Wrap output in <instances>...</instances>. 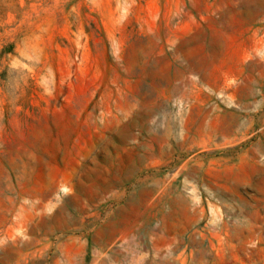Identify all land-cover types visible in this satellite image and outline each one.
<instances>
[{
  "label": "rangeland",
  "instance_id": "1",
  "mask_svg": "<svg viewBox=\"0 0 264 264\" xmlns=\"http://www.w3.org/2000/svg\"><path fill=\"white\" fill-rule=\"evenodd\" d=\"M240 60L252 127L207 98ZM7 177L0 264H264V0H0Z\"/></svg>",
  "mask_w": 264,
  "mask_h": 264
},
{
  "label": "crops",
  "instance_id": "2",
  "mask_svg": "<svg viewBox=\"0 0 264 264\" xmlns=\"http://www.w3.org/2000/svg\"><path fill=\"white\" fill-rule=\"evenodd\" d=\"M243 62V60H240L237 63H229L228 61H223L221 66H214V69L218 70L221 73L220 80L222 81V89H215L210 86V93L207 94V98H209V100L214 99L216 100V102L222 100L229 105L234 104L235 110L245 111L246 114H239L237 116L239 125L252 127L255 125L256 112H258L261 107L255 105L254 93L251 90L246 89V93L241 95L236 89L238 88L236 80L237 76L234 75V72L235 70L240 71L241 69H244ZM220 96L222 98H220ZM206 100L207 99L205 98L204 101ZM3 181H7V185L6 188L0 189V199L9 200V178L7 177V180L3 179ZM46 187L47 186L42 183H39L36 186L33 185V190L28 195L29 199L32 201L31 205L29 206V210H32L33 213L39 216V223L37 224V226H33L31 228V231L33 232L42 230L43 228L45 229V231L56 229L57 222L60 225V228L62 227L61 195L56 193H54V195L52 193L48 194ZM55 191L56 189H54V192ZM6 213L10 214L9 206L6 209ZM46 216H49L50 219L47 220Z\"/></svg>",
  "mask_w": 264,
  "mask_h": 264
}]
</instances>
